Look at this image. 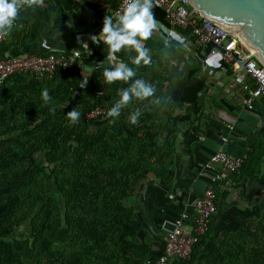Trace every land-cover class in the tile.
Segmentation results:
<instances>
[{
    "label": "trees",
    "instance_id": "obj_1",
    "mask_svg": "<svg viewBox=\"0 0 264 264\" xmlns=\"http://www.w3.org/2000/svg\"><path fill=\"white\" fill-rule=\"evenodd\" d=\"M108 3L113 9L119 0ZM50 19L45 11H22L2 40L0 55L36 37L41 41L38 35ZM52 20L54 27L63 24L62 18ZM173 31L192 37L190 27ZM22 32L30 35L27 41L11 39ZM143 44L150 50L149 64L133 65L136 53L130 48L121 50L122 59L135 70L132 79L150 83L154 95L133 98L117 118L106 113L119 99L118 89L131 80L104 83V69L115 64L93 68L83 87L79 62L43 76L14 73L0 85V264H142L149 258L151 245L136 237L133 211L125 201L139 176L152 173L162 184L169 178L179 136L173 121L181 105L160 102L169 99L172 80L182 78L191 65L181 45H165L154 33ZM73 108L81 113L76 123L67 117ZM96 108L103 112L85 117ZM136 109L141 114L133 125L128 116ZM254 109L264 114L263 98ZM219 182L209 231L188 258L169 264H264V216L238 229L213 232L223 213ZM26 222L27 234L19 230Z\"/></svg>",
    "mask_w": 264,
    "mask_h": 264
},
{
    "label": "crops",
    "instance_id": "obj_2",
    "mask_svg": "<svg viewBox=\"0 0 264 264\" xmlns=\"http://www.w3.org/2000/svg\"><path fill=\"white\" fill-rule=\"evenodd\" d=\"M108 2L111 0H44L43 6L32 10L33 14L45 11L51 18L38 35L42 40L36 37L27 46L16 44L5 57L24 56L32 51H71L79 48V37L88 43L80 60L82 80L89 75L88 70L98 65L123 62L121 51L109 59L107 46L102 42L94 44L90 39V34H99L101 18L111 10ZM103 9L106 12L102 13ZM153 12L165 28L173 31L160 8L153 7ZM53 17L62 18L63 24L54 27ZM70 23L72 27L68 26ZM24 33L19 38L11 35V39L27 41L30 35H21ZM154 34L172 48L181 45L162 29ZM210 55L213 54L209 49L188 51L190 69L182 78L172 80L169 99L160 102L163 107L171 103L181 105L173 121L179 136L169 178L162 184L152 173L139 176L133 193L125 201L133 211L136 237L151 245L149 258L163 252L165 223L184 211L193 212L196 200L210 183L211 174L204 162L221 146L232 154L247 153V158L239 175L219 182L223 213L213 232L238 229L248 220L264 216V114L243 106L244 92L240 86L228 89L227 77L231 75L239 74L244 82L249 81L244 72L229 75L220 57L218 65L210 67L206 63ZM222 136L228 138L225 145Z\"/></svg>",
    "mask_w": 264,
    "mask_h": 264
},
{
    "label": "built area",
    "instance_id": "obj_3",
    "mask_svg": "<svg viewBox=\"0 0 264 264\" xmlns=\"http://www.w3.org/2000/svg\"><path fill=\"white\" fill-rule=\"evenodd\" d=\"M154 7L160 8L164 19L171 27L185 29L190 27L192 37H185L181 46L188 54L192 49H209L210 54L219 53L226 72L243 71L249 81L230 76L228 89L235 85L243 90L242 104L245 108L254 109L256 100L264 99V66L254 58L253 53L241 38L213 24L203 17L188 0H153ZM122 7V0L110 10L115 21V12ZM106 16V15H105ZM104 17V16H103ZM101 18V24L103 21ZM5 37L0 38V44ZM79 48L67 52H48L46 54L29 53L26 56L0 55V85L14 73H36L38 76L51 74L57 67L73 68L82 59L86 47L77 40ZM165 45L166 42L164 41ZM119 63V62H118ZM220 88V87H219ZM103 109L96 108L85 114L93 118ZM223 145L228 141L221 137ZM247 158V153H228L224 146L211 154L204 162V168L211 174L210 183L195 202L192 213L184 211L172 221L173 229L164 228L163 252L154 258L146 259L142 264H169L174 258H188L194 244L209 231L210 221L217 210L214 184L238 172Z\"/></svg>",
    "mask_w": 264,
    "mask_h": 264
},
{
    "label": "clouds",
    "instance_id": "obj_4",
    "mask_svg": "<svg viewBox=\"0 0 264 264\" xmlns=\"http://www.w3.org/2000/svg\"><path fill=\"white\" fill-rule=\"evenodd\" d=\"M44 0H0V38L8 36L13 27L17 24L22 11L26 9L34 10L36 7H41ZM153 0H122V7L115 12V22L113 15L103 17L102 28L98 35H91L90 39L94 44L101 42L107 46L108 57L111 59L116 53L124 48L134 50L136 55L131 58L132 64L140 66L150 63V50L144 46L143 42L149 40L154 31L162 29L167 32L171 39L183 43L184 37L175 31L169 30L156 19L153 12ZM72 27V24H68ZM79 41V37H77ZM83 43V42H82ZM86 47L88 45L83 43ZM219 53L210 55L206 63L210 67L218 65ZM81 85L83 87L87 83V78ZM103 81L107 84H112L117 81L131 83L127 88L118 89L119 99L109 108L106 115L108 117L117 118L121 114V109L126 107L133 98L145 100L154 95V87L144 79H132L136 76V72L132 67H129L124 62H119L111 68H105L103 73ZM45 103L50 99L48 90L42 92ZM140 110L136 109L130 113L128 120L131 124L138 123ZM67 117L72 123L79 121L81 117L80 111L72 109L67 112Z\"/></svg>",
    "mask_w": 264,
    "mask_h": 264
},
{
    "label": "water",
    "instance_id": "obj_5",
    "mask_svg": "<svg viewBox=\"0 0 264 264\" xmlns=\"http://www.w3.org/2000/svg\"><path fill=\"white\" fill-rule=\"evenodd\" d=\"M188 3L213 24L238 35L252 51L253 58L264 66V0H188ZM173 227L172 222L164 225L169 230Z\"/></svg>",
    "mask_w": 264,
    "mask_h": 264
},
{
    "label": "rangeland",
    "instance_id": "obj_6",
    "mask_svg": "<svg viewBox=\"0 0 264 264\" xmlns=\"http://www.w3.org/2000/svg\"><path fill=\"white\" fill-rule=\"evenodd\" d=\"M236 76L241 78V76H239V74H237ZM37 158H38V161L39 162H42V158H40V157H37ZM19 230H21L22 232H24L25 234H27L29 232V223L26 222L23 226H21L19 228Z\"/></svg>",
    "mask_w": 264,
    "mask_h": 264
}]
</instances>
